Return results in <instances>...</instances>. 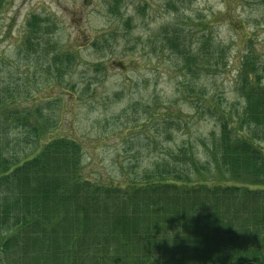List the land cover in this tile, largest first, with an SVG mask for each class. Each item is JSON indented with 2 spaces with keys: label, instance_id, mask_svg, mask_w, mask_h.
I'll use <instances>...</instances> for the list:
<instances>
[{
  "label": "trees",
  "instance_id": "16d2710c",
  "mask_svg": "<svg viewBox=\"0 0 264 264\" xmlns=\"http://www.w3.org/2000/svg\"><path fill=\"white\" fill-rule=\"evenodd\" d=\"M123 2L109 0L108 12L119 14ZM41 22L27 19V48L48 30ZM181 34L168 26L155 40L194 71L204 41L194 54ZM54 53L48 67L61 76L75 55ZM263 74L252 51L245 53L235 79L241 106L211 110L217 132L204 155L178 144L124 186L83 176L72 136H52L18 157L55 123L39 109L10 108L0 95V264H264ZM10 123L20 136L12 148ZM213 169L220 180L205 177Z\"/></svg>",
  "mask_w": 264,
  "mask_h": 264
},
{
  "label": "rangeland",
  "instance_id": "374dc122",
  "mask_svg": "<svg viewBox=\"0 0 264 264\" xmlns=\"http://www.w3.org/2000/svg\"><path fill=\"white\" fill-rule=\"evenodd\" d=\"M108 2L5 0L0 95L10 108L39 109L55 123L50 128L48 121V132L18 150V157L52 136H72L81 144L83 176L124 186L178 144L203 156L217 132L211 110L239 109L240 59L252 51L264 65V1L124 0L119 14L108 12ZM33 14L48 30L27 48ZM174 25L192 53L204 41L206 54L194 71L155 40ZM66 51L75 55L72 65L61 76L50 73L53 52ZM13 127L6 126L10 148L20 141ZM213 171L205 177L220 180Z\"/></svg>",
  "mask_w": 264,
  "mask_h": 264
}]
</instances>
